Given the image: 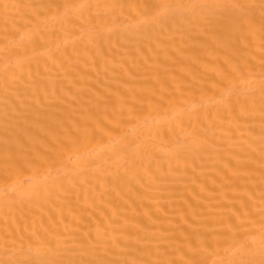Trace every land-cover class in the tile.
Returning <instances> with one entry per match:
<instances>
[{
    "label": "bare ground",
    "instance_id": "bare-ground-1",
    "mask_svg": "<svg viewBox=\"0 0 264 264\" xmlns=\"http://www.w3.org/2000/svg\"><path fill=\"white\" fill-rule=\"evenodd\" d=\"M0 264H264V0H0Z\"/></svg>",
    "mask_w": 264,
    "mask_h": 264
}]
</instances>
